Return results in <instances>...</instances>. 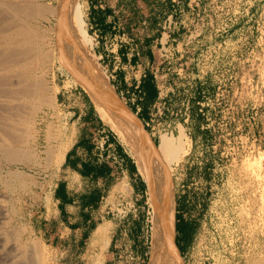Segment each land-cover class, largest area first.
I'll return each instance as SVG.
<instances>
[{"label": "rangeland", "instance_id": "obj_1", "mask_svg": "<svg viewBox=\"0 0 264 264\" xmlns=\"http://www.w3.org/2000/svg\"><path fill=\"white\" fill-rule=\"evenodd\" d=\"M49 3L58 6L59 0ZM93 6L105 27L102 35L114 39L108 49L131 40L151 41L147 66L156 95L146 111L151 127L163 134L156 148L134 110L116 95L106 63L95 54ZM78 9L87 39L85 57L93 64L90 73L115 120L142 145L155 167L162 142L171 148L165 152L168 169L162 175L171 206L166 263L264 264V0H78ZM60 16L44 23L49 59L43 66L35 58L33 62L50 91V104L35 97L17 117L15 146L24 151L25 160H0L5 223L0 225L5 236L0 264H90L94 255L75 241V233L60 246L36 232L46 219L56 224L62 217L67 226L78 224L103 193L102 187L77 176V168L62 167L64 156L49 166L45 162L46 150L58 146L54 138L59 129L69 131L68 149L79 128L78 114L94 108L99 118ZM154 104L163 110L162 119L153 117ZM111 189L102 217L93 215L95 222L136 224L133 215L140 200L131 186L121 180ZM149 200L146 191L142 202L147 213ZM148 222L147 260L149 216Z\"/></svg>", "mask_w": 264, "mask_h": 264}, {"label": "bare ground", "instance_id": "obj_2", "mask_svg": "<svg viewBox=\"0 0 264 264\" xmlns=\"http://www.w3.org/2000/svg\"><path fill=\"white\" fill-rule=\"evenodd\" d=\"M57 14L64 19L63 24L67 28V34H65L71 41L74 54L86 78L99 118L110 126L121 142L128 148L146 185V191L150 199L148 216L151 224L148 264H167L165 256L167 244L170 240L169 215L171 206L167 185L162 175L168 169V162H165V152L171 148L166 142H162L160 158H158L159 167H155L142 145L115 120L109 111L90 73L93 64L85 57L87 39L79 22L78 0H59L58 6L52 5L49 0H0V160L8 164L25 160L26 154L24 151L15 146V144L17 145L16 136L19 133L17 131H20L17 128V124H20L19 121L17 123V117L23 112L24 106L27 103L29 104V101L32 102L35 97H38L43 103H49L51 99L50 91L45 88V81L40 76L42 73L40 75L35 73L33 62L36 59L38 61L35 63L42 65L41 62L49 59V43H47L49 41V29L48 27L45 28L44 23L50 19L49 17H54ZM56 134L59 135L58 139L54 138L58 142L57 148L54 150L50 147L45 152V162L48 166L51 163L60 162L65 150H67L68 142L66 139L69 131L63 128L59 129ZM1 207L0 225H4V213H2ZM107 234V227L99 226L93 232L92 243H103L107 238ZM4 237L0 234V246L4 242ZM10 250L12 251V248Z\"/></svg>", "mask_w": 264, "mask_h": 264}, {"label": "crops", "instance_id": "obj_3", "mask_svg": "<svg viewBox=\"0 0 264 264\" xmlns=\"http://www.w3.org/2000/svg\"><path fill=\"white\" fill-rule=\"evenodd\" d=\"M98 11L99 8L93 6V14L90 17L92 28L94 27L97 33V37L92 38L95 54L106 63L104 67L116 95L123 99L129 109L134 110L142 132L153 148H156L163 134L151 127L146 111L149 100L155 97V93L151 94L150 89L153 86L147 66L151 60V41L148 38L135 43L131 40L132 43H119L115 49H108V42L112 44L114 39L111 36L106 39L104 34L102 35L105 27L100 17L95 18ZM76 124L79 128L64 155L62 167L67 171L77 168V176L88 184L102 187L103 193L95 207L91 206L84 211L83 219L78 224L67 226L62 217L60 223L58 221L56 224L46 219L45 226L36 232L46 236L50 243L60 246L69 241L68 234L75 233L78 237L75 241L79 245L93 250L90 264H148L146 232L149 222L142 202L146 197V186L136 162L120 140L105 127L100 118H97L94 108L78 114ZM112 155L117 158L118 164L113 162ZM121 180L131 186L135 200H140L133 215L137 218L136 224L115 223L107 219L95 222L94 213L100 216L104 213L108 193ZM107 184L110 185L106 191L104 188ZM88 190L91 191L90 188ZM101 225L108 229L107 238L103 243H92L93 232ZM180 230L176 229L177 232ZM149 254L148 251V257Z\"/></svg>", "mask_w": 264, "mask_h": 264}, {"label": "built area", "instance_id": "obj_4", "mask_svg": "<svg viewBox=\"0 0 264 264\" xmlns=\"http://www.w3.org/2000/svg\"><path fill=\"white\" fill-rule=\"evenodd\" d=\"M153 107H158V106H156V105L154 104ZM162 116H163V110H160V108L158 107V108L156 109V112H155V114H154L153 117H156L157 119H162ZM166 126H167V128H169V127H170V124H167ZM111 158L113 159V162H114V163H116V164L119 163L118 160H117V158L114 157V155H112Z\"/></svg>", "mask_w": 264, "mask_h": 264}, {"label": "trees", "instance_id": "obj_5", "mask_svg": "<svg viewBox=\"0 0 264 264\" xmlns=\"http://www.w3.org/2000/svg\"><path fill=\"white\" fill-rule=\"evenodd\" d=\"M152 92H151V94L153 95L154 93H155V95H156V90L152 87L151 89H150ZM177 230H180L181 228L180 227H178V224H177V228H176Z\"/></svg>", "mask_w": 264, "mask_h": 264}]
</instances>
